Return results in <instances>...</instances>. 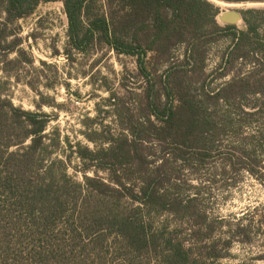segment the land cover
Wrapping results in <instances>:
<instances>
[{
	"label": "trees",
	"instance_id": "trees-1",
	"mask_svg": "<svg viewBox=\"0 0 264 264\" xmlns=\"http://www.w3.org/2000/svg\"><path fill=\"white\" fill-rule=\"evenodd\" d=\"M50 2L63 3L69 59L113 52L142 80L129 101L107 100L118 132H83L93 148L49 131L44 98L30 111L8 94L34 65L19 22ZM220 12L210 0H0V264H222L235 238L253 241L202 202L215 162L224 183L264 177V9L241 10L242 28ZM224 41L213 87L207 59Z\"/></svg>",
	"mask_w": 264,
	"mask_h": 264
},
{
	"label": "rangeland",
	"instance_id": "rangeland-1",
	"mask_svg": "<svg viewBox=\"0 0 264 264\" xmlns=\"http://www.w3.org/2000/svg\"><path fill=\"white\" fill-rule=\"evenodd\" d=\"M210 1L220 6L221 11L264 9V2L229 4L219 0ZM63 8L62 2L44 3L32 16L19 22L24 39L22 46L34 58V65H27L19 79L14 76L9 78L8 94L16 106L30 111H35L36 103L44 98L45 103L50 102V105L44 104L41 108V112L51 119L49 131L57 129L61 139L65 141L68 138L72 145L82 142L93 148L94 144L85 138L83 132L88 128L108 134L118 132L107 100L114 93L129 101L134 97L133 93H141L142 80L138 77L135 59L117 57L113 52L77 54L72 60L69 59L65 51L67 18ZM237 26L242 28L243 21ZM228 46L229 42L224 41L215 46L208 56V81L213 87L216 86V65ZM184 51L181 48L177 52L180 59ZM131 103L134 104V101L131 100ZM257 127L258 124L254 123L253 129L245 130V133L253 134ZM237 137L242 139L241 136ZM238 138L233 137L229 141ZM247 143L250 150L251 143ZM65 149L69 154L68 145ZM71 161L69 174L81 180L79 159L72 157ZM262 164L264 166V158ZM214 172L216 162L214 167L209 166L201 174L206 185L202 193L204 208L209 214L228 219L232 224L249 226L254 236L250 244L242 243L239 237L235 238L231 257L223 260L222 264H264V177L241 171L235 176L236 180L229 176L224 183L218 175L217 178L213 177ZM89 174L93 176L91 171ZM100 176L105 177V174L102 172ZM191 179L194 184L200 183V179Z\"/></svg>",
	"mask_w": 264,
	"mask_h": 264
},
{
	"label": "water",
	"instance_id": "water-1",
	"mask_svg": "<svg viewBox=\"0 0 264 264\" xmlns=\"http://www.w3.org/2000/svg\"><path fill=\"white\" fill-rule=\"evenodd\" d=\"M237 6V5H232ZM218 20L220 23L228 25H238L239 22L243 21L241 10L232 9L221 11L218 15Z\"/></svg>",
	"mask_w": 264,
	"mask_h": 264
}]
</instances>
